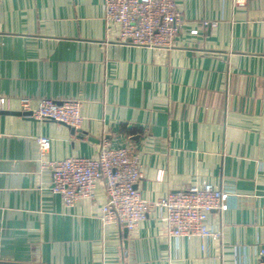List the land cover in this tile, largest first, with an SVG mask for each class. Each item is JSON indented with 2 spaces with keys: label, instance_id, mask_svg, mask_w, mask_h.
<instances>
[{
  "label": "crops",
  "instance_id": "crops-1",
  "mask_svg": "<svg viewBox=\"0 0 264 264\" xmlns=\"http://www.w3.org/2000/svg\"><path fill=\"white\" fill-rule=\"evenodd\" d=\"M174 4L182 27L157 48L120 42L104 0H0V264H259L264 0ZM21 97L78 100L82 121L22 116ZM103 137L132 150L149 201L205 183L231 192L207 215L218 237L174 236L158 209L131 230L105 224L103 180L66 206L42 162L95 157Z\"/></svg>",
  "mask_w": 264,
  "mask_h": 264
},
{
  "label": "built area",
  "instance_id": "built-area-1",
  "mask_svg": "<svg viewBox=\"0 0 264 264\" xmlns=\"http://www.w3.org/2000/svg\"><path fill=\"white\" fill-rule=\"evenodd\" d=\"M232 1L237 5L247 2ZM104 19L119 26L120 42L144 47L173 46L182 27L174 0H104ZM20 102L19 113L38 121L54 120L74 128L82 121L78 100L41 98L35 107L31 106L29 97H21ZM4 103L5 98L0 97V108ZM36 141L39 154L43 155L50 140L38 136ZM42 164L51 171V191L66 206L80 198H93L96 182L103 180L106 201L100 207L99 218L105 224H119L127 230L135 228L152 209H158L174 236L217 238L218 233L206 224L207 215L211 211L226 210L231 195L228 190L205 183L149 201L136 187L142 173L132 150L127 146L113 147L105 137L95 157L69 156ZM259 259V264H264V245L259 249Z\"/></svg>",
  "mask_w": 264,
  "mask_h": 264
},
{
  "label": "water",
  "instance_id": "water-1",
  "mask_svg": "<svg viewBox=\"0 0 264 264\" xmlns=\"http://www.w3.org/2000/svg\"><path fill=\"white\" fill-rule=\"evenodd\" d=\"M20 114V113H19Z\"/></svg>",
  "mask_w": 264,
  "mask_h": 264
}]
</instances>
